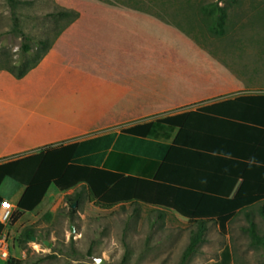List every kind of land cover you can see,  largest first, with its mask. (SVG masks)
Returning a JSON list of instances; mask_svg holds the SVG:
<instances>
[{
    "label": "crops",
    "instance_id": "crops-1",
    "mask_svg": "<svg viewBox=\"0 0 264 264\" xmlns=\"http://www.w3.org/2000/svg\"><path fill=\"white\" fill-rule=\"evenodd\" d=\"M55 1L79 18L23 77L0 69V165L47 146L78 145L239 96L264 95V52L245 46L242 33L243 44H235L237 32L216 38L177 32L179 24L170 27L161 13L150 12L148 0ZM191 120L187 116L185 124ZM207 125L212 143L219 125ZM179 133L180 127L154 124L147 138L173 144ZM111 155L107 168L147 179L163 165L158 157L139 158L135 166L133 157L117 153L108 166ZM262 181L264 165L250 161L230 196L264 193L254 192ZM25 189L5 175L0 206L15 190V209Z\"/></svg>",
    "mask_w": 264,
    "mask_h": 264
},
{
    "label": "trees",
    "instance_id": "trees-1",
    "mask_svg": "<svg viewBox=\"0 0 264 264\" xmlns=\"http://www.w3.org/2000/svg\"><path fill=\"white\" fill-rule=\"evenodd\" d=\"M9 1L14 5L18 0ZM234 3L239 6L242 0H209L198 4V17L209 36L224 37L235 27L228 24L231 21L229 7ZM48 15L57 23L56 39L78 18L79 13L60 7ZM13 23L14 29L23 37L21 56L18 61L8 59L5 53L0 57L7 59L4 69L21 78L38 65L54 39L50 42L40 39L38 43L44 48L41 52L35 50L34 54V48L28 42L29 36L21 30L17 16ZM32 56L36 57L29 62ZM187 116L193 118L188 125L185 124ZM211 120L219 125L211 133L215 136L212 143L207 137V123ZM154 124L180 127L179 137L173 144L147 138ZM110 152L135 160L160 157L163 165L151 179L125 174L122 168L113 170L105 166ZM250 161L264 165V95L239 96L217 105L199 107L189 114L166 117L122 129L119 133L83 140L78 145L47 146L37 154L1 164L0 182L8 175L26 187L14 209L9 228L24 212L34 210L41 203L51 185L63 192L81 185L87 190L90 200L105 208L145 203L171 209L195 225L178 263L188 264L205 240L208 223H216L220 232L226 234L229 222L239 212L264 202V193L236 198L230 196ZM81 195V191H76L67 198L72 204L79 203ZM75 212L72 207L71 213ZM261 212L264 215V205ZM3 229L4 224L0 222V233ZM247 232L253 244L264 247V233L258 232L255 223L251 222ZM34 235L32 229H26L21 235V243L30 242ZM46 257L40 256L39 260ZM232 261L231 247L225 244L219 258L207 264H232ZM19 262L13 255L6 264Z\"/></svg>",
    "mask_w": 264,
    "mask_h": 264
},
{
    "label": "rangeland",
    "instance_id": "rangeland-1",
    "mask_svg": "<svg viewBox=\"0 0 264 264\" xmlns=\"http://www.w3.org/2000/svg\"><path fill=\"white\" fill-rule=\"evenodd\" d=\"M203 1L209 0H148V7L152 8L148 10L161 13L170 27L171 23L179 24L177 32H206L197 13L198 4ZM60 7L55 0H18L14 5L9 0H0V55L5 53L12 61H18L21 56L23 37L14 29L15 16L21 30L29 36L34 54L35 50L41 52L44 46L38 41H52L58 29L48 14ZM229 12L228 24L235 27L227 35L234 37L237 32L235 44L253 45L264 52V0H242L239 6L231 5ZM240 33L244 36L243 43L238 38ZM35 57L29 58V62ZM6 63L7 59L0 57V69ZM116 155L112 152L108 166ZM138 161L135 166L139 165ZM256 185L255 193L264 192V181ZM76 191L82 195L73 207L67 196ZM15 197L16 191L12 190L9 200L12 202ZM262 205L264 202L239 212L229 222L226 234L220 232L216 223H208L205 240L188 264L217 260L225 244L231 247L232 264H264L263 245L253 244L247 232L252 222L260 234L264 233ZM72 207L76 209L74 214ZM28 228L35 232L36 239L21 243V235ZM194 228L192 222L171 209L145 203L105 208L90 200L81 185L64 192L51 185L41 203L34 210L24 212L10 226L9 240L19 264H96L97 258H102L104 264H178Z\"/></svg>",
    "mask_w": 264,
    "mask_h": 264
},
{
    "label": "built area",
    "instance_id": "built-area-1",
    "mask_svg": "<svg viewBox=\"0 0 264 264\" xmlns=\"http://www.w3.org/2000/svg\"><path fill=\"white\" fill-rule=\"evenodd\" d=\"M14 212V205L10 200H3L0 206V222L4 224V229L0 233V261L7 263L13 256L12 242L9 240V224Z\"/></svg>",
    "mask_w": 264,
    "mask_h": 264
},
{
    "label": "water",
    "instance_id": "water-1",
    "mask_svg": "<svg viewBox=\"0 0 264 264\" xmlns=\"http://www.w3.org/2000/svg\"><path fill=\"white\" fill-rule=\"evenodd\" d=\"M72 206L75 207V206H76V202L73 203ZM35 239H36V238L33 237V240H35ZM96 262H97L96 264H104V263H105L104 260H103L102 258H97Z\"/></svg>",
    "mask_w": 264,
    "mask_h": 264
}]
</instances>
